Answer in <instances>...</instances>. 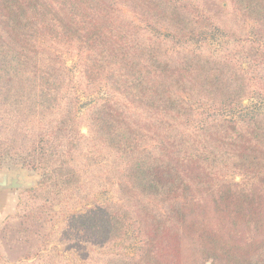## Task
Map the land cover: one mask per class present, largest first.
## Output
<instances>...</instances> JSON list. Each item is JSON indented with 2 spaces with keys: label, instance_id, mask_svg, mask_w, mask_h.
Wrapping results in <instances>:
<instances>
[{
  "label": "trees",
  "instance_id": "trees-1",
  "mask_svg": "<svg viewBox=\"0 0 264 264\" xmlns=\"http://www.w3.org/2000/svg\"><path fill=\"white\" fill-rule=\"evenodd\" d=\"M119 1L183 28L178 9L154 0H0V106L17 118L49 107L45 85L53 74L41 71V40L90 38L101 58L90 65V76L106 63L98 80L116 99L92 106L88 134L121 165L120 203L73 215L75 228L104 244L133 228L136 253H115L105 264H264L263 189L231 182L212 187L219 172L236 170L264 185V116L232 120L202 113L191 123L193 103L219 109L240 101L247 76L233 61L194 52L168 55L155 41L125 40V32L118 43L96 47L110 32L112 4ZM230 2L264 27V0ZM62 128L56 124L54 133ZM66 161L49 175L54 182H74ZM199 185L214 188L209 204L196 201L193 187Z\"/></svg>",
  "mask_w": 264,
  "mask_h": 264
},
{
  "label": "rangeland",
  "instance_id": "rangeland-1",
  "mask_svg": "<svg viewBox=\"0 0 264 264\" xmlns=\"http://www.w3.org/2000/svg\"><path fill=\"white\" fill-rule=\"evenodd\" d=\"M154 1L167 10L178 9L183 28L174 29L173 24L147 14L142 6L119 1L112 4L110 32L105 31L104 43L96 47L118 43V35L125 32V40L129 36V41H155L168 55L194 52L233 61L247 76L242 99L219 109L193 103L195 119L191 123H197L202 113L232 120L264 116V27L237 11L230 0ZM84 23L90 33V18ZM39 48L43 75L48 71L53 74L45 85L50 106H41L34 116L21 114L19 118L0 106V173H17L33 181L15 189L19 191L15 208L0 222V246L13 257L28 256L31 264H105L115 253L134 255L139 238L132 227L120 239L104 244L91 239L87 231H78L72 221L73 215L96 206L120 203L117 184L121 165L113 153L90 141L87 126L92 106L114 98L98 80L106 63L90 76V65L101 60L98 48L90 46V38L82 43L45 39ZM181 95L191 102L187 94ZM127 109L133 113L131 107ZM56 124L63 128L55 134ZM64 157L74 175V182L68 185L49 177ZM217 175L214 188L231 182L264 191V185L243 171ZM204 185L193 187L194 197L209 204L214 188Z\"/></svg>",
  "mask_w": 264,
  "mask_h": 264
},
{
  "label": "crops",
  "instance_id": "crops-1",
  "mask_svg": "<svg viewBox=\"0 0 264 264\" xmlns=\"http://www.w3.org/2000/svg\"><path fill=\"white\" fill-rule=\"evenodd\" d=\"M19 191L0 188V222L15 208V199ZM0 264H31V259L25 256L13 257L0 246Z\"/></svg>",
  "mask_w": 264,
  "mask_h": 264
},
{
  "label": "water",
  "instance_id": "water-1",
  "mask_svg": "<svg viewBox=\"0 0 264 264\" xmlns=\"http://www.w3.org/2000/svg\"><path fill=\"white\" fill-rule=\"evenodd\" d=\"M32 179L20 177L19 174H8L7 172L0 173V188L17 189L23 188L32 184Z\"/></svg>",
  "mask_w": 264,
  "mask_h": 264
}]
</instances>
